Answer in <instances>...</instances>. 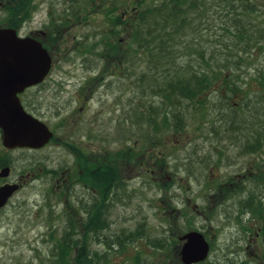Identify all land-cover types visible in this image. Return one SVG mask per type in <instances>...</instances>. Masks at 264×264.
Returning <instances> with one entry per match:
<instances>
[{
    "label": "rangeland",
    "instance_id": "1",
    "mask_svg": "<svg viewBox=\"0 0 264 264\" xmlns=\"http://www.w3.org/2000/svg\"><path fill=\"white\" fill-rule=\"evenodd\" d=\"M33 1L30 15L22 19V13L17 14L14 22L1 3L5 0H0V26L17 28L23 35L51 30V81L57 85L52 91H63L64 103L80 82H91L100 101L88 104V115H99L101 144L112 150L130 146L137 154L143 147H158L163 150L164 170L173 178L161 190L144 168H151L153 160L141 163L140 155V161L131 160V201L115 207L108 228L89 231L85 226L90 215L79 204L74 163L70 190L56 188L58 175L72 158L65 148L52 146L42 152L52 166L50 222H43V214L32 217L27 207L4 224L0 214V264H63L58 241L73 230L71 218L76 225L72 238L87 242L90 264H184L181 237L192 230L202 232L210 244L209 257L196 264H264V216L242 206L251 197L254 205L260 198L264 203V143L255 147L260 131L264 133V84L255 78L264 73V52L255 49L252 62L242 65L239 78H232L230 85L237 84L239 90L228 88L224 70L205 95L190 99L174 93L170 83L183 74L192 76L186 68L190 62L194 69L200 67V51L219 47L211 41L222 32L216 10L209 13L210 29L191 28L189 37L181 38L173 49L178 64L173 67L147 50L135 51L132 37L138 10L163 0ZM256 2L264 19V0ZM188 39L193 44L186 49ZM104 82L110 88H104ZM69 99L63 119L56 120L58 104L51 96L50 121L59 136L76 138L77 126L68 124L69 115L87 118ZM234 121L236 131L227 129V122ZM77 251L72 248L64 264H78Z\"/></svg>",
    "mask_w": 264,
    "mask_h": 264
},
{
    "label": "flooded vegetation",
    "instance_id": "2",
    "mask_svg": "<svg viewBox=\"0 0 264 264\" xmlns=\"http://www.w3.org/2000/svg\"><path fill=\"white\" fill-rule=\"evenodd\" d=\"M1 3H4L8 8L18 2L17 0H5ZM8 11L10 13L9 9ZM126 17L127 13L123 18L126 19ZM17 31L21 37L37 39L50 53L48 41H50L51 30L45 28V30L40 29L25 35L20 34L18 29ZM50 55L52 56L51 53ZM54 67L53 62L51 69L42 80L27 85L20 91H13L8 87L0 88L1 118L14 125L13 137L7 138V128L0 124V188H6L11 192L5 204L0 207V214L4 218L2 223L10 221L11 214L14 216L21 210H26V207V213L30 212L32 217L43 214V222H50L52 166L48 155H44L42 152L54 146L65 148L72 158L58 175L56 188L61 189L64 186L66 193L70 190L69 172L73 169L72 164L74 163L76 183L79 187V204L90 217H93L91 221L89 219L92 222L91 227H85L90 231L106 229L111 224L109 217L115 207H125L131 201L133 192L128 188L127 180L131 160L140 161L138 157L140 155L141 163H149L147 159L151 158L153 160L152 167L149 168L146 164L144 168L146 171L150 170L151 177L160 185L161 190L169 182L167 179L171 180L173 177L165 172L163 150L158 147H143L137 154V152L133 153V147L130 146H123L118 150L103 146L101 141L104 136L99 139L101 130L99 115L94 118L92 115H88V104L94 100L100 101L98 88H94L89 81H82L74 92L68 94L69 97L65 96L63 103V91L61 93L52 91L53 87H57L51 81ZM103 87L108 89L110 85L104 82ZM51 96H55V103L58 104L54 109L58 112L56 120L63 119V109L67 107L69 98L75 101L76 108L74 109H79L77 113L87 118L85 121L76 120L73 119V115H77L76 113L69 115L68 124L72 123L77 126L76 138L73 135H58L55 126L50 121L51 106H48L47 103L51 101ZM169 100L171 99L169 98ZM13 109H18L17 111L22 117L20 121H17L11 112ZM32 119L39 121L44 126H36L35 120ZM154 127L158 131L161 127L160 123L155 122ZM47 129L53 133V136L42 145H38L41 140L36 132L39 131L45 136ZM95 129L96 132H94ZM38 155L41 157L38 158ZM99 225L102 226L101 229H99Z\"/></svg>",
    "mask_w": 264,
    "mask_h": 264
},
{
    "label": "trees",
    "instance_id": "3",
    "mask_svg": "<svg viewBox=\"0 0 264 264\" xmlns=\"http://www.w3.org/2000/svg\"><path fill=\"white\" fill-rule=\"evenodd\" d=\"M32 1L17 0V2H20L18 5L9 6L8 9L13 19L20 13H22V19L23 17H28L31 6L34 7L31 4ZM256 4H258L256 0H163L161 3L152 4L145 9L141 8L137 14L139 24L132 31L133 43L136 47L135 51L140 49L147 50L153 58H157L160 61L164 59L163 62L173 67L178 66L173 49L180 44L181 38L189 37L191 28L193 31L196 29L199 32L204 29H210L211 23H207V20L211 21L209 13L211 10H216L221 18V23L218 24L222 32L217 36L211 37V41L215 46L219 47L200 51L199 58L202 61L200 62V67L196 66L194 69L190 62L186 70L192 76L189 77L188 75L187 77L183 74L178 78H174L170 85L172 90H175L174 93L179 91L181 95L194 99L205 95L211 88L210 85L213 84V81H216L219 78V74L223 75V71L226 70L227 74L224 75V78L227 81L228 88L237 91L240 89L237 84L235 86L230 85L231 82H235L232 78H239V70H241L242 65L252 62L251 59L254 58L253 51L255 49H259L261 53L264 52V19L261 12L257 11ZM194 13L196 14L195 16ZM117 17L119 23L122 17L121 15ZM256 17L259 18V21L256 20ZM21 18L19 19L20 21H22ZM15 21L17 20L14 19ZM200 39L204 40L202 36L199 37ZM188 40L186 49H188V45L192 46L193 44V41ZM181 70L180 68L179 71ZM171 71H168V74ZM261 72L259 73L260 76L255 78L264 84V73ZM165 97L167 99L170 98L169 96ZM235 124L236 121L227 122L226 127L236 131ZM215 131L216 128L213 129V132ZM260 132L259 143L255 144V147L264 143V133L263 131ZM255 147L254 144H251L250 149L255 151ZM260 181L264 184V170H261ZM263 195L264 193L261 196ZM254 204L255 199L252 197L242 202L244 209L252 210L254 213L258 212L264 216L262 198H260L257 205ZM92 219L93 217H90V221ZM90 221L88 220L86 226L91 227L92 222ZM69 222L71 229H73L72 231H74L75 220L71 218ZM101 228L102 226L99 225V229ZM86 229L90 231L89 228ZM261 229V236L264 240V225ZM72 231L66 233L62 241H58L62 250L61 260L63 264L67 263L68 255L71 254L72 248L78 250L75 258L78 264H90L87 242L80 238H72ZM67 236H70L68 240Z\"/></svg>",
    "mask_w": 264,
    "mask_h": 264
},
{
    "label": "water",
    "instance_id": "4",
    "mask_svg": "<svg viewBox=\"0 0 264 264\" xmlns=\"http://www.w3.org/2000/svg\"><path fill=\"white\" fill-rule=\"evenodd\" d=\"M52 65L53 58L40 41L32 37L19 36L15 28L0 27V88L8 87L13 91H20L25 86L42 80ZM17 110L13 109L11 112L16 120L20 121L22 117ZM35 122L36 126H44L37 120ZM0 124L7 128L6 137H13L14 125L2 119L1 115ZM45 132V136L39 131L36 132L41 140L38 145H42L53 136L48 129ZM10 193L6 188H0V207L5 204ZM181 240L184 241L180 252L184 264H196L209 257L210 244L202 232L189 231Z\"/></svg>",
    "mask_w": 264,
    "mask_h": 264
}]
</instances>
